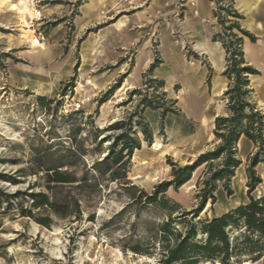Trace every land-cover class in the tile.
<instances>
[{"label": "rangeland", "instance_id": "rangeland-1", "mask_svg": "<svg viewBox=\"0 0 264 264\" xmlns=\"http://www.w3.org/2000/svg\"><path fill=\"white\" fill-rule=\"evenodd\" d=\"M260 1L261 9L252 12L253 25L257 21L258 27L249 29L245 17L239 22L255 36V42L237 29L233 32L243 36V51L247 41L258 50L252 59L244 54L245 61L259 71L250 77V86L264 113V0ZM212 3L214 11L217 6ZM222 5L228 7L229 0ZM22 6L31 13L21 18L18 8ZM196 10L198 14L187 0H5L0 8V173L23 172L17 185L0 180V191H47L41 169L60 164L72 165L69 170L78 180L89 170L90 179L81 182L80 188L59 186L54 191L64 208L60 215L51 214L48 228L20 214L19 209L31 208L27 196L12 204L3 197L0 264H161L157 225L169 220L170 210L140 200L141 192L150 194L157 184L172 179L171 163L185 166L213 150L218 143L213 133L215 118L226 113L223 94L214 95L222 84L224 91L228 86L222 75L226 51L220 41L213 40L222 27L215 17L204 19ZM223 15L229 26L233 17ZM207 30L224 53L220 69L212 56L195 49L194 33ZM154 64L158 67L149 73ZM171 75L175 76L172 84ZM151 79L164 81V87L150 84ZM133 90L139 92L130 95ZM145 99L164 103L177 113H168L162 120V109H144ZM141 115L152 132L150 144L141 131ZM130 117L131 136L140 140L141 148L133 150L118 174L125 171L127 177L113 180L109 174H95L94 164L106 156L121 132L108 128ZM81 152L85 155L80 156ZM256 152L244 139L238 150L242 164L228 181L230 190L225 182L218 183L217 202L222 197L228 204L222 213L236 207L231 203L233 195H240L244 203L250 195H264V154L254 168L262 183L248 192L247 168ZM205 170L201 166L186 185L167 192L171 205L181 207L173 217L199 206L197 182L206 176ZM76 200L81 201L78 218ZM209 202L195 221L222 214L216 206L206 210ZM133 247L148 254L135 253ZM244 262L264 264V257Z\"/></svg>", "mask_w": 264, "mask_h": 264}, {"label": "trees", "instance_id": "trees-1", "mask_svg": "<svg viewBox=\"0 0 264 264\" xmlns=\"http://www.w3.org/2000/svg\"><path fill=\"white\" fill-rule=\"evenodd\" d=\"M210 1L217 6L213 15L217 19L218 25L222 27V32L217 33L213 40L220 41L226 51V68L222 73L228 80V86L223 93V98L226 100V113L215 118L213 133L218 143L213 150L202 153L193 163L185 166L171 163L172 179L157 184L150 194L141 192L140 200L143 198L147 204H158L162 208L170 210L169 220L162 221L157 225L158 244L161 247L159 262L161 264H201L207 262L241 264L243 259L255 263L264 257V195L261 197L250 195L262 183L261 179L256 176L254 168L259 163V155L264 154V113L255 102L253 89L250 86V77L259 74V71L245 61L242 48L243 36L248 37L252 42H255L256 38L252 33L240 27L239 22L244 19V16L236 9L234 0H229L230 5L228 7L222 5L223 0ZM223 12L233 17V20H229V26L226 25V17ZM233 29H237L243 36L240 37L234 33ZM157 67L158 64L152 65L149 73ZM210 77L209 75L208 82H210ZM153 83H157L160 87L165 85L164 81L157 79H151L150 84ZM114 87L117 88L118 86ZM138 92L139 90H133L130 95ZM163 94L166 95V92ZM44 99V97L40 98L42 101ZM142 102L144 109L147 107L162 109V120L168 113H177L175 109L167 108L164 103H155L153 99H145ZM172 103H176V101ZM135 114L139 113L136 112ZM140 118L141 131L145 136V141L150 144L152 143V132L144 117L141 115ZM131 119L130 117L128 122L118 121L108 128L121 130V132L115 136L106 156L94 164L95 174L101 176L109 174L113 180L127 177L125 171L122 176L118 174L120 170L125 169L133 150L141 148L140 140L131 136ZM98 132L101 130L98 129ZM107 138L109 136L102 138L99 144L105 142ZM243 138L251 142L257 149L247 168L249 201L220 215H215L211 219L195 221L205 204L209 201L211 204L217 202L214 193L218 189L219 182H225V189L230 190L228 181L235 176L236 170L242 164L238 150L239 141ZM118 146L120 147L116 150L115 148ZM79 155L84 156L85 152H81ZM203 165L206 166V176L197 182V186L200 188L199 206L191 211L182 210L179 215L173 217V214L179 211L181 207L176 203L171 205L166 196L167 192L171 188L178 190L190 181L193 173ZM70 166L72 165L60 164L41 169L44 172L43 179L47 184V191L35 192L26 189L24 191L18 190L12 194L0 191V208L3 197L6 198L8 204H12L14 199L27 196L32 201L31 208L19 209L20 214L35 219L44 227H50L51 214L60 215L64 208L54 191L60 188L59 186L62 188L64 186L80 188L81 182L88 183L90 179L88 178L90 174L88 170L85 177L78 180L75 173L69 170ZM64 168L66 169L64 170ZM22 172V169H19L14 175L9 176L0 173V180L17 185L20 180L18 177L21 176L20 173ZM74 202L77 207L74 211L75 217L78 218L81 215V201L76 200ZM35 210H38L39 213L34 214L33 211ZM133 252L148 254L140 247H133Z\"/></svg>", "mask_w": 264, "mask_h": 264}, {"label": "bare ground", "instance_id": "bare-ground-1", "mask_svg": "<svg viewBox=\"0 0 264 264\" xmlns=\"http://www.w3.org/2000/svg\"><path fill=\"white\" fill-rule=\"evenodd\" d=\"M5 4V0H0V8L2 7V5ZM11 8H15L16 5L15 4H10L9 5ZM23 7V6H22ZM10 8V9H11ZM19 11L18 13L21 15V18L24 16V14L26 12H30L31 13V9L28 8L27 6H24L23 8H18ZM14 10V9H13ZM17 10V9H16ZM25 18V17H24ZM25 22V20H24ZM26 24V23H25ZM27 25V24H26ZM249 27L253 28L255 27V25H253V23H249ZM201 36V35H200ZM203 39V38H202ZM36 42H38L36 40ZM39 43V42H38ZM35 44V43H34ZM195 49L199 50L200 52H207L209 53L213 60H214V64L217 65V67L220 69L223 65V62H224V53L222 51V49L219 47V45L217 43H212L210 44L209 40H203V41H199L197 42V44L195 45ZM96 53V52H95ZM244 53L246 54V56L249 58V59H252L254 56H256V54L258 53V50L253 48L252 47V44L248 43V41L246 42V44L244 45ZM174 79V78H173ZM174 82L171 81L170 84H172ZM131 86V85H130ZM224 84H222V86L215 91V96H221L223 94V91H224ZM126 88V87H125ZM124 88V89H125ZM121 89V88H120ZM156 146L158 147V149L162 148L161 147V144H156ZM164 149V148H163ZM163 152V151H161ZM165 153V152H164ZM238 173V179L240 180V182L242 181V176L240 174V172H237ZM189 182V181H188ZM187 182V183H188ZM186 185V184H185ZM192 187V186H191ZM259 194V193H258ZM229 203V202H228ZM231 203L234 204L235 206L236 205H239L242 202V198L240 197V195H233L232 198H231ZM217 207L218 211L220 213H222L223 211L227 210V207H228V204L226 202H224V200L222 199V197L220 198V200L218 202H216L215 204H209L207 205V208L206 210H208L210 207ZM243 264H249L248 262H244Z\"/></svg>", "mask_w": 264, "mask_h": 264}, {"label": "crops", "instance_id": "crops-1", "mask_svg": "<svg viewBox=\"0 0 264 264\" xmlns=\"http://www.w3.org/2000/svg\"><path fill=\"white\" fill-rule=\"evenodd\" d=\"M197 1V0H196ZM200 1V4H196V8L197 9H200L201 11V14L202 16L204 17V19H210L212 17H214L213 15V8L210 7L209 4H213L210 0H199ZM235 1V7L236 9L245 17L247 18V25L249 27V23H253V17H252V12L255 11L257 13V11H259L261 9V1L260 0H234ZM188 12V11H186ZM255 27H258V22L256 21V23L254 24ZM249 29H251V27H249ZM212 34L209 30L207 31H201V32H197L194 33L195 37L198 39V42L199 41H203V40H209L210 44H212ZM201 35V36H200ZM203 38V39H202ZM219 45V44H218ZM220 47V45H219ZM221 48V47H220ZM197 50V49H196ZM200 54H204L206 56H211L209 53L207 52H200ZM144 54V53H143ZM143 55H141L142 57ZM140 57V58H141ZM83 74V73H81ZM200 77H202V75H198L197 76V79H199ZM174 78V79H173ZM175 81V76L174 75H171V77L169 78V83L171 81ZM225 89V88H224ZM182 107L184 108V110L188 113V114H191L192 111L191 109L189 108V106H187L185 103L182 104ZM217 116V115H216ZM243 141H244V138L241 139L239 141V148L241 149L242 148V145H243ZM244 203V202H243ZM241 203V204H243ZM239 204V205H241ZM239 205H236V206H239Z\"/></svg>", "mask_w": 264, "mask_h": 264}, {"label": "built area", "instance_id": "built-area-1", "mask_svg": "<svg viewBox=\"0 0 264 264\" xmlns=\"http://www.w3.org/2000/svg\"><path fill=\"white\" fill-rule=\"evenodd\" d=\"M136 1H140V0H132V2H136ZM190 3V6L194 9L195 8V14H198V11L196 10V2L195 1H190L187 0Z\"/></svg>", "mask_w": 264, "mask_h": 264}]
</instances>
